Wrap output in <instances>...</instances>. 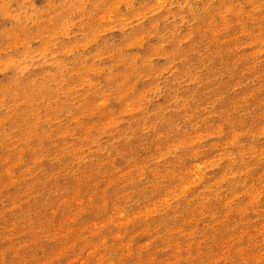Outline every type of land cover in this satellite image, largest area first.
<instances>
[{
  "label": "rangeland",
  "instance_id": "374dc122",
  "mask_svg": "<svg viewBox=\"0 0 264 264\" xmlns=\"http://www.w3.org/2000/svg\"><path fill=\"white\" fill-rule=\"evenodd\" d=\"M0 264H264V0H0Z\"/></svg>",
  "mask_w": 264,
  "mask_h": 264
}]
</instances>
